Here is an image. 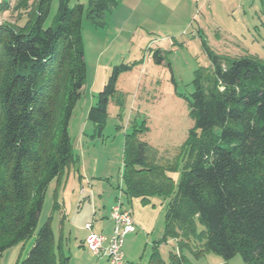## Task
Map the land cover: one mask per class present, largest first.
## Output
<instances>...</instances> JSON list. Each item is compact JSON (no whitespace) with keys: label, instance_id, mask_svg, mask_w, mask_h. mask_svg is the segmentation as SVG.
<instances>
[{"label":"trees","instance_id":"1","mask_svg":"<svg viewBox=\"0 0 264 264\" xmlns=\"http://www.w3.org/2000/svg\"><path fill=\"white\" fill-rule=\"evenodd\" d=\"M116 4L90 0L87 17L95 22ZM49 6L50 0H39L25 24H0V256L31 237L47 187L76 162L68 126L86 74L84 8L58 0L57 24L44 28ZM207 53L210 68L197 70L192 81L191 150L176 191L168 175L176 161L157 162L149 145L137 140L139 131L125 136L121 190L142 204L164 198V237L200 238V248L191 250L195 257L211 252L225 264L236 255L245 264H264V59ZM153 59L162 61L158 52ZM127 70L124 64L112 69L88 110L99 135L117 77ZM21 264H69L50 220ZM148 264L187 262L181 254L164 262L154 251Z\"/></svg>","mask_w":264,"mask_h":264},{"label":"rangeland","instance_id":"2","mask_svg":"<svg viewBox=\"0 0 264 264\" xmlns=\"http://www.w3.org/2000/svg\"><path fill=\"white\" fill-rule=\"evenodd\" d=\"M24 1L6 0L0 24H25L39 0H26L28 8ZM77 4L84 8L81 38L86 74L68 126L76 162L47 187L34 233L5 250L0 264H21L48 220L55 245L69 257V264H108L106 259L92 258L76 237L84 235L78 230H84L85 223L92 224L94 207L108 212L119 198L136 223V231L124 238V264H148L154 251L164 262L170 254H181L187 264H225L211 252L194 256L191 250L200 248V238L164 237V198L155 196L147 204L137 198L127 200L121 190L124 141L126 135L139 131L137 140L149 145L157 162L176 161L168 174L176 191L191 150L193 121L188 103L195 72L210 68L207 51L224 60L264 59V0H119V6L109 8L96 23L87 17L90 0H68L70 8ZM57 14L58 0H50L44 28L56 26ZM155 52L162 57L161 63L153 59ZM122 64L129 70L117 77L116 93L108 100L107 122L99 135L87 113L112 69ZM196 228L197 233L202 230L199 224ZM183 241L186 247L180 250ZM226 264L245 263L236 255Z\"/></svg>","mask_w":264,"mask_h":264},{"label":"built area","instance_id":"3","mask_svg":"<svg viewBox=\"0 0 264 264\" xmlns=\"http://www.w3.org/2000/svg\"><path fill=\"white\" fill-rule=\"evenodd\" d=\"M145 60L149 62L151 55L147 53ZM110 218L113 222V229L109 237L93 233L91 223L84 225V230L88 232L84 246L92 255L105 257L108 264H124L122 249L124 238L136 231V224L132 217V211L121 202L120 198L112 206Z\"/></svg>","mask_w":264,"mask_h":264},{"label":"crops","instance_id":"4","mask_svg":"<svg viewBox=\"0 0 264 264\" xmlns=\"http://www.w3.org/2000/svg\"><path fill=\"white\" fill-rule=\"evenodd\" d=\"M118 1L119 0H117V3H118ZM196 4H197V2H196ZM115 6H119V5L116 4ZM121 202H122V200H121ZM112 206L109 208L108 212H106L104 208H103L104 209L103 211H101L100 209H98V211H97L96 207H94L93 211H91V215H92V232L93 233L102 234V235H105V236H109L111 234L112 229H113V222H112V220L110 218V212H111ZM125 206L128 207V205H125ZM67 211H68V208H67ZM67 215H68V213H67ZM96 219H98V220H96ZM86 222H88V221H86ZM78 231H81V233H83L84 235L81 236V235L78 234L77 237H76V240H79V243L82 246V248L83 247L86 248L84 246V240H85L86 236L88 235V232L86 230H82L80 228H79ZM91 257L94 258L96 256H94V255L92 256L91 255ZM97 259H98L97 261H102L101 259H106V258L105 257H99V258L97 257ZM106 261H107V259H106ZM90 263L92 264V262H90Z\"/></svg>","mask_w":264,"mask_h":264}]
</instances>
